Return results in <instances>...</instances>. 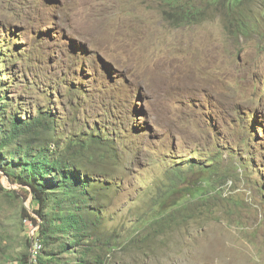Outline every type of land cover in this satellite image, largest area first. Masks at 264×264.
<instances>
[{
	"label": "rangeland",
	"instance_id": "obj_1",
	"mask_svg": "<svg viewBox=\"0 0 264 264\" xmlns=\"http://www.w3.org/2000/svg\"><path fill=\"white\" fill-rule=\"evenodd\" d=\"M41 114L102 219L39 262L0 171V264H264V0H0V143Z\"/></svg>",
	"mask_w": 264,
	"mask_h": 264
},
{
	"label": "trees",
	"instance_id": "obj_2",
	"mask_svg": "<svg viewBox=\"0 0 264 264\" xmlns=\"http://www.w3.org/2000/svg\"><path fill=\"white\" fill-rule=\"evenodd\" d=\"M10 120L12 128L4 134V139L0 143V171L10 182L28 189L31 195L34 207L30 210L25 208L24 214L25 219L32 221L33 225H39L37 241L39 249H36V254L44 247L43 253L46 258H56L52 246L57 244L60 252H73L82 246L83 238H87L88 232L90 234L96 231L98 222L102 219L100 210H91L89 207L90 211H85L83 208H88L86 205L88 197L94 203L99 202L101 194L99 192L103 188L91 186L90 175L83 180L75 175L71 171L73 162L71 163L67 154L53 157L48 152L50 139L45 147L40 146L44 134L53 130V124L48 122L49 120L44 121L43 114L28 121L20 122L16 115L11 116ZM11 144H17V151L20 152L16 164L14 162L17 152L9 154L11 159L7 158V153L2 152ZM180 176L177 175L179 180ZM92 217L95 218L91 219ZM29 241L31 245V240ZM48 248L52 250L48 252ZM33 257L43 262L40 254ZM20 262L33 264L30 253L21 257ZM81 264L102 262L96 257L94 263L83 260Z\"/></svg>",
	"mask_w": 264,
	"mask_h": 264
},
{
	"label": "built area",
	"instance_id": "obj_3",
	"mask_svg": "<svg viewBox=\"0 0 264 264\" xmlns=\"http://www.w3.org/2000/svg\"><path fill=\"white\" fill-rule=\"evenodd\" d=\"M29 210H30V209H29ZM26 222H28V225L31 226V227H34V226H35V225H33L32 221H30V220H28V219H27ZM31 241H32V253H31V256H32V255H33L34 238L31 239Z\"/></svg>",
	"mask_w": 264,
	"mask_h": 264
}]
</instances>
